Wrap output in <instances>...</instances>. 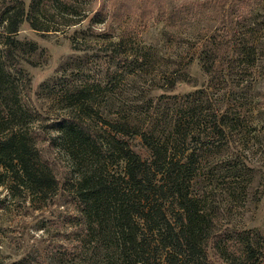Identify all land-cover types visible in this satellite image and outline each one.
I'll return each instance as SVG.
<instances>
[{
	"label": "trees",
	"instance_id": "16d2710c",
	"mask_svg": "<svg viewBox=\"0 0 264 264\" xmlns=\"http://www.w3.org/2000/svg\"><path fill=\"white\" fill-rule=\"evenodd\" d=\"M227 2L216 0L222 9ZM33 8V3L25 8L24 0L0 7V184L9 182L45 201L60 186L26 127L31 110L22 102L31 81L21 62H30L37 46L15 36ZM83 11L85 17L92 13L90 25L112 15L108 4ZM30 25L41 29L36 22ZM236 43L241 66L253 64L254 41L215 31L201 46L211 70L206 72H214L213 63ZM91 91L87 84L65 91L67 100L79 102L80 113L60 129L76 159L72 188L78 214L68 220L75 243L43 260L18 264H260L264 230L219 224L230 211H218L211 201L218 190L226 201H239L245 190L243 167L236 162L240 144L235 145L253 121L244 104L235 99L205 109L187 93L164 124L151 115L106 117L95 111L99 126H92ZM136 137L146 155L134 149ZM228 147L235 151L230 158H213Z\"/></svg>",
	"mask_w": 264,
	"mask_h": 264
},
{
	"label": "rangeland",
	"instance_id": "374dc122",
	"mask_svg": "<svg viewBox=\"0 0 264 264\" xmlns=\"http://www.w3.org/2000/svg\"><path fill=\"white\" fill-rule=\"evenodd\" d=\"M15 1L0 0V7ZM65 1L24 0L25 8L32 3L34 8L15 35L37 46L30 62H21L31 81L22 97L31 110L26 127L60 187L43 201L9 182L0 184V264L43 260L75 243L68 220L78 214L72 188L76 159L60 129L80 113L79 102L67 100L65 91L84 84L92 89V126H99L95 111L106 117L151 115L164 124L167 112L180 107L187 93L205 109L242 102L253 115L244 135L235 137V145L240 144L236 162L243 167L246 187L239 201H226L218 179L211 201L218 211H230L227 218L219 217V224L264 230V0H228L224 9L216 0ZM102 4L111 6L112 15L90 25L87 16L92 13L85 17L83 10ZM31 21L41 29L32 28ZM215 31L239 42L254 41L253 64L241 66L236 43L210 72L201 46ZM132 144L147 154L138 137ZM233 153L232 147L223 148L213 158Z\"/></svg>",
	"mask_w": 264,
	"mask_h": 264
}]
</instances>
